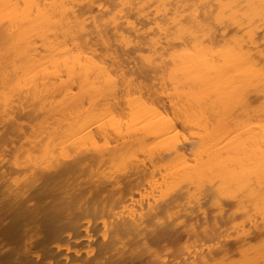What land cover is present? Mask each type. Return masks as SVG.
<instances>
[{
	"label": "bare ground",
	"instance_id": "obj_1",
	"mask_svg": "<svg viewBox=\"0 0 264 264\" xmlns=\"http://www.w3.org/2000/svg\"><path fill=\"white\" fill-rule=\"evenodd\" d=\"M0 264H264V0H0Z\"/></svg>",
	"mask_w": 264,
	"mask_h": 264
}]
</instances>
